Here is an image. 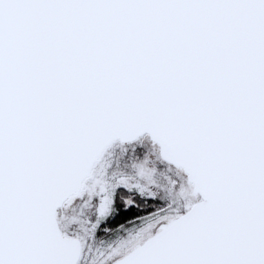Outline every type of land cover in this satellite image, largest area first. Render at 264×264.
I'll use <instances>...</instances> for the list:
<instances>
[{
	"label": "snow or ice",
	"instance_id": "1",
	"mask_svg": "<svg viewBox=\"0 0 264 264\" xmlns=\"http://www.w3.org/2000/svg\"><path fill=\"white\" fill-rule=\"evenodd\" d=\"M0 264H264V0H0Z\"/></svg>",
	"mask_w": 264,
	"mask_h": 264
}]
</instances>
